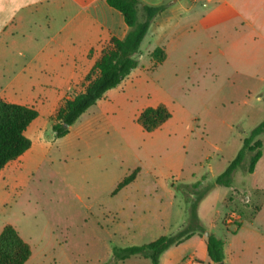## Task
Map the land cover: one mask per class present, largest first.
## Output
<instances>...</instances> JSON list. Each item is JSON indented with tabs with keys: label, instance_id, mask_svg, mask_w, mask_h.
Instances as JSON below:
<instances>
[{
	"label": "rangeland",
	"instance_id": "1",
	"mask_svg": "<svg viewBox=\"0 0 264 264\" xmlns=\"http://www.w3.org/2000/svg\"><path fill=\"white\" fill-rule=\"evenodd\" d=\"M227 52L222 56L205 43L175 54L158 68L146 47L137 56L139 63L157 68L119 103L114 116L94 110L62 138H56L52 118L45 117L26 133L33 146L0 174V233L11 225L30 244L32 256L26 264H105L115 246L151 243L171 232L160 224L158 210L172 198L170 190L175 199L170 230L183 222L182 229L186 226L190 206L173 185L202 177L207 178L205 185L213 183L264 120V53L249 43ZM7 84L0 82V89ZM158 103L172 117L147 133L137 118L158 105L138 110ZM257 141L263 156L254 173L237 169L232 188L216 187L199 204L200 221L205 227L211 224L223 240L238 228L225 224L224 197L231 191V210L240 213L241 222L258 208L255 198L263 192L256 189L264 191V134ZM180 161L185 170L195 168V180L178 174L167 179ZM138 164L143 167L139 186L115 193L118 182ZM259 201L257 223L264 226V195ZM118 264L150 261L133 256Z\"/></svg>",
	"mask_w": 264,
	"mask_h": 264
},
{
	"label": "crops",
	"instance_id": "2",
	"mask_svg": "<svg viewBox=\"0 0 264 264\" xmlns=\"http://www.w3.org/2000/svg\"><path fill=\"white\" fill-rule=\"evenodd\" d=\"M140 1L147 6H167L155 18L140 49V52L146 47L151 52L157 47L165 50L166 60L158 68L167 65L175 54L197 50L205 43L208 50L217 49L222 56L228 54V48H240L247 43L264 53V0ZM127 33L123 15L110 7L107 0H0V82L9 83L0 89V99L38 111L28 134L45 117L53 118L66 99L84 90L86 77L102 51L113 38L123 40ZM157 67L153 63L150 67L139 63L121 85L108 91L76 123L94 110L105 117L114 116L119 103L137 90ZM155 105L159 103L148 104L138 111ZM142 168L138 164L132 172L129 170L131 173L124 175L117 187L134 172L135 179L128 185L139 186ZM183 168L182 161L171 167L167 179L178 174L192 182L198 177L195 168ZM256 192L263 193L255 198L258 204L255 214L243 218L236 233L224 239L225 264H264V226L257 223L262 209L259 200L264 191L256 189ZM229 194L224 197L226 213L235 204L228 200ZM169 195L173 199L167 198V202L158 205L160 224L167 225L171 231L162 236L175 234L185 224L170 230L175 199L173 191ZM249 195L248 199L253 198L250 192ZM206 227L214 233L211 224ZM159 264H213L207 251V236L194 234L170 247L161 255Z\"/></svg>",
	"mask_w": 264,
	"mask_h": 264
},
{
	"label": "trees",
	"instance_id": "3",
	"mask_svg": "<svg viewBox=\"0 0 264 264\" xmlns=\"http://www.w3.org/2000/svg\"><path fill=\"white\" fill-rule=\"evenodd\" d=\"M110 7L119 11L128 26V33L123 40L113 38L110 47L102 51L92 70L86 77L84 90L66 99L52 118L53 132L56 138L65 137L77 120L101 100L105 94L118 87L139 66L137 58L141 46L155 18L166 8V5L147 6L140 0H107ZM142 12V16H141ZM156 66L166 60V52L157 47L152 51ZM34 107L8 103L0 99V173L12 161L24 155L31 147L32 141L26 135L29 126L38 118ZM172 113L164 104L144 109L137 122L147 133L162 127ZM264 134V120L258 124L244 139L237 156L228 167L217 176L213 183L206 184V177L192 184L173 187L183 194L190 206L186 226L174 235L162 236L157 240L138 246L126 248L113 247V258L105 264H118L133 256H140L159 264L161 255L170 247L179 245L194 234L207 236V251L213 264H225V241L209 232L198 217L200 202L216 187L231 188L234 172L243 168L246 173H254L263 156L262 144L257 138ZM136 172L125 178L115 193L130 184ZM257 210V208H256ZM32 256V248L19 232L7 225L0 233V264H26Z\"/></svg>",
	"mask_w": 264,
	"mask_h": 264
},
{
	"label": "built area",
	"instance_id": "4",
	"mask_svg": "<svg viewBox=\"0 0 264 264\" xmlns=\"http://www.w3.org/2000/svg\"><path fill=\"white\" fill-rule=\"evenodd\" d=\"M241 215L236 210L229 211L225 216V224L227 226L234 225L237 227V225L240 223Z\"/></svg>",
	"mask_w": 264,
	"mask_h": 264
},
{
	"label": "water",
	"instance_id": "5",
	"mask_svg": "<svg viewBox=\"0 0 264 264\" xmlns=\"http://www.w3.org/2000/svg\"><path fill=\"white\" fill-rule=\"evenodd\" d=\"M205 236H208V233H206ZM219 264H223V263H219Z\"/></svg>",
	"mask_w": 264,
	"mask_h": 264
}]
</instances>
